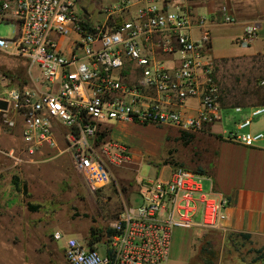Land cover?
Wrapping results in <instances>:
<instances>
[{
    "label": "built area",
    "instance_id": "2783aa9c",
    "mask_svg": "<svg viewBox=\"0 0 264 264\" xmlns=\"http://www.w3.org/2000/svg\"><path fill=\"white\" fill-rule=\"evenodd\" d=\"M130 1L118 0L107 11H120ZM133 1L145 3L139 9L144 20L108 18L90 25L77 15L75 0H0V23L15 27L13 36L0 35V51L26 60L33 82L8 87V77L3 78L0 100L7 107L0 109V125L20 127L22 151L30 157L42 146L61 150L60 134L92 194L111 181V167L130 157L126 144L108 137L113 121L193 133L221 124L223 111L231 107L239 115L233 121L236 131L220 127V137L248 147L264 140L263 131L250 129L252 119L264 114V104L248 106V114L241 105L222 104L214 61L204 54L211 40L204 18L195 23L186 8ZM224 19L233 22L228 15ZM195 24L198 40L190 36ZM255 32L254 23L247 25L243 43ZM156 48L178 55V63L166 65L153 53ZM207 179L202 172L174 166L167 179L137 180L139 203L124 206L110 223L113 232L103 235L104 253L68 238L67 263L166 264L174 229H219L225 219L229 199L203 190ZM53 237L59 239L60 232Z\"/></svg>",
    "mask_w": 264,
    "mask_h": 264
},
{
    "label": "rangeland",
    "instance_id": "374dc122",
    "mask_svg": "<svg viewBox=\"0 0 264 264\" xmlns=\"http://www.w3.org/2000/svg\"><path fill=\"white\" fill-rule=\"evenodd\" d=\"M107 1L111 0H81L80 4L87 9L89 21L96 22L103 16L99 7ZM262 3L264 0H225L223 6L234 5L244 14L254 10L256 14H262ZM248 4L254 6L248 7ZM260 16L264 18V14ZM235 29V26L214 27L210 40L211 55L217 57L213 63L214 74L221 86L226 106L231 103L240 105L231 99V93L235 90L243 91L245 87L251 89L254 77L261 75V66L264 64V52L251 53L257 46H245L242 38H237L239 31ZM14 32V25L0 23L1 36L11 37ZM231 55L237 56L219 58ZM5 77L9 80L8 87L14 84L32 86L33 83L27 72L26 60L0 51V86ZM246 103L264 104V95L261 99L250 97ZM243 108L244 111L249 110L248 106ZM237 118L238 114L229 107L223 111L219 129L222 127L236 131L233 121ZM252 124L264 132V114L254 117ZM0 127V264H68L64 247L70 236L67 231L78 232L79 236L74 237L82 243L90 238L91 227L100 230L95 234L101 237L96 249L103 254L104 236L101 234L110 227L116 215L103 214L105 205L102 193L92 194L84 187L82 177L73 168L70 159H65L61 165H43L38 168L27 164L30 157L22 151L19 128L8 131L2 125ZM111 135L112 140L125 143L130 153L138 159L137 178L132 179L133 185H136V180L164 178L168 168L177 163L192 169V162L198 153V142L194 136L183 137V134L180 135L176 129L168 126L117 125ZM164 135H167L168 141L164 138L162 140ZM111 170L113 173L118 172L115 167H111ZM13 176L19 179L17 187L13 184ZM120 178L117 177L118 180L123 179ZM23 183L27 188L26 194L22 190ZM203 185L206 188L207 183L203 182ZM132 199L130 204L136 206L138 198L135 195ZM27 204L37 208L31 210ZM198 217L199 214L195 218ZM55 231H60L59 239L53 237ZM194 234L192 229H174L166 264H205L207 261L217 264L219 260L221 264L264 263V257L262 260H252L259 254H254L245 243L232 235H222L216 231L205 235Z\"/></svg>",
    "mask_w": 264,
    "mask_h": 264
},
{
    "label": "crops",
    "instance_id": "0c3cea01",
    "mask_svg": "<svg viewBox=\"0 0 264 264\" xmlns=\"http://www.w3.org/2000/svg\"><path fill=\"white\" fill-rule=\"evenodd\" d=\"M80 1L81 0H75V11L85 23L90 25L103 23L107 21L108 18H112L119 23L123 21L138 22L141 19L144 20V18L139 17V9L143 7L145 3L132 0L128 2L125 7H122L120 11H111L113 15L109 16V13L111 12L107 10L113 8L118 2V0H111L106 3L102 2L101 5L103 6L99 7L100 13L103 15L102 18L96 22H90L87 18V9L80 4ZM155 1L160 5L169 7L170 9H188L193 16L195 23L204 18L205 24L210 29L211 36L213 31L212 29L214 27L219 29L227 26H235V31H239L237 38H243L247 25L251 24L248 22L251 21L256 25L255 37L245 46L248 47L255 44L257 49L251 53L260 51L264 52V18L260 16L263 15L264 12L262 14H256V11L254 10L252 13L249 12L248 14H244L241 13L240 9L236 8L234 5L230 4V6L228 5L227 7H224L223 2L225 0ZM262 4L264 5V3ZM247 6L252 7L254 5L248 4ZM226 15L232 17L233 22H226L224 19ZM235 20L237 21L234 22ZM261 32L263 33L260 34ZM190 36L193 39L198 40L200 38V27L195 24V26L190 30ZM153 40L155 41L156 39L153 38ZM211 48L212 44L210 42L207 49L204 50V54L208 59L214 61L217 57L211 55ZM153 53L157 58L161 59L170 67L178 63V55L171 56L162 52L158 48L154 49ZM237 55L222 56L219 58ZM189 105L194 107L196 105V101H190ZM248 112L249 110H243L242 113L248 114ZM130 124L134 125L139 123L130 121H116L111 123L108 131V137L112 139L111 132L115 127H117V125ZM219 126L220 123H214L213 125L205 127L203 130L191 133V137L194 136L198 142L197 157L192 162L191 167L193 170L206 174L209 178L202 181L201 187L203 190L222 194L229 199V203L224 211L225 219L222 221L219 229H211L207 231L192 230L195 233L194 235H205L215 231L221 233L222 235H232L236 238V240L245 243V245H247L254 254H259L258 256L253 257L252 260H262L264 257V140L251 147L229 142L220 137L218 133ZM16 128H19L20 130L19 126ZM250 129L258 130L259 127L252 124ZM178 133L182 135L180 132ZM166 137L167 135H164L161 138L163 140V138L166 139ZM166 141L168 140L166 139ZM58 142L61 150L50 148L48 146H42L33 156H28L30 157V161L26 163L38 168L43 165H61L65 159H70L72 162L71 153L64 149L63 137L60 134L58 136ZM137 163V157L131 152L127 161L122 162L119 166L115 167L118 169L117 173H113L111 170L113 176L111 181L97 191V193H102V199L104 200L105 205V207H103V214L105 216L111 214L117 215L124 206L129 205L132 202V197H135V195L137 196V180L136 185H133L132 180L133 178L135 179V177L137 178ZM176 165L180 164L177 163L174 166ZM181 165L185 166L183 163ZM72 166L74 168L73 162ZM174 166L168 168L167 175L163 179H167L170 176ZM117 177H122L124 180L122 178H120L122 180H118ZM203 182L207 183L206 188L204 187ZM24 184L25 183H23V185ZM83 185L86 188L84 182ZM67 232L70 233L69 238L79 236L76 231L68 230ZM244 234L248 235L249 238L245 239L242 236ZM88 240L89 238L83 241L81 245L85 248H96L97 244L100 242L97 241L92 245H89ZM189 243L187 244V247ZM217 264H221L220 260Z\"/></svg>",
    "mask_w": 264,
    "mask_h": 264
},
{
    "label": "trees",
    "instance_id": "16d2710c",
    "mask_svg": "<svg viewBox=\"0 0 264 264\" xmlns=\"http://www.w3.org/2000/svg\"><path fill=\"white\" fill-rule=\"evenodd\" d=\"M85 23V22H84ZM117 23H119L117 21ZM262 72L261 75L259 76H255L253 79V86L250 89L249 87H245L243 89V91H239V90H235V92L231 93V90H229L228 92L231 93V99H233L235 101L236 104H240L242 106H253V105H258V103L253 104V103H246V100L250 99V97L252 98H259L261 99L262 96L264 95V83H262V81H264V64H262ZM9 76V75H8ZM251 82V81H250ZM250 82H248L247 84H250ZM262 83V85H261ZM227 92V94H228ZM222 104H224V96L222 94ZM233 101V102H234ZM261 104V103H259ZM226 106V105H225ZM228 106H235L234 103H231V105ZM183 137H191L192 134L191 133H183L182 135ZM176 166H183V165H176ZM12 181L13 184L15 185V187H17L19 185V179L17 176H13L12 177ZM23 192L26 194V185H23ZM27 207L31 210H35L37 208V206L31 205V204H27ZM96 231L100 232V230L95 229L94 227L91 228L90 230V238L88 240L89 245H92L94 242H97L100 240V236H95V234L97 233ZM113 232V230L111 229V227H107L106 230L104 231V233H106L107 235H110ZM103 235V233L101 234V236ZM245 239H248L249 236L244 234L242 235ZM205 264H212V261H207L205 262ZM264 264V263H263Z\"/></svg>",
    "mask_w": 264,
    "mask_h": 264
},
{
    "label": "water",
    "instance_id": "95a60500",
    "mask_svg": "<svg viewBox=\"0 0 264 264\" xmlns=\"http://www.w3.org/2000/svg\"><path fill=\"white\" fill-rule=\"evenodd\" d=\"M7 107V102L4 100H0V109L5 110Z\"/></svg>",
    "mask_w": 264,
    "mask_h": 264
}]
</instances>
